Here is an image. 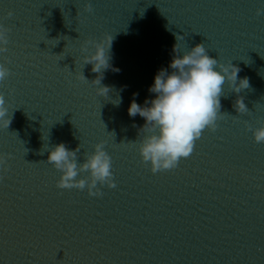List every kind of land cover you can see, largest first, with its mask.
Returning a JSON list of instances; mask_svg holds the SVG:
<instances>
[{
	"label": "water",
	"instance_id": "obj_1",
	"mask_svg": "<svg viewBox=\"0 0 264 264\" xmlns=\"http://www.w3.org/2000/svg\"><path fill=\"white\" fill-rule=\"evenodd\" d=\"M0 264H264V0H0Z\"/></svg>",
	"mask_w": 264,
	"mask_h": 264
}]
</instances>
